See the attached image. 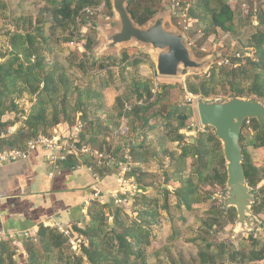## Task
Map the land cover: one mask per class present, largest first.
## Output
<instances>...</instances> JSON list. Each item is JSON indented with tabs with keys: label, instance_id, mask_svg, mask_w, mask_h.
Returning a JSON list of instances; mask_svg holds the SVG:
<instances>
[{
	"label": "trees",
	"instance_id": "1",
	"mask_svg": "<svg viewBox=\"0 0 264 264\" xmlns=\"http://www.w3.org/2000/svg\"><path fill=\"white\" fill-rule=\"evenodd\" d=\"M42 1L38 5L39 15L40 19L46 15L43 19L45 21L34 26L16 25L6 33L9 37L8 48L3 51L0 46V147L24 146L29 138L41 133L51 136L53 132L50 128L61 123L69 128L70 133L74 127L79 126V130L75 131V140L79 146L95 144L104 131H107L104 136H108V133L119 129L125 103L129 102L132 95L121 96L117 111L109 112L99 123L100 127H97V121L89 118V107L94 105V100L101 101V90L91 84L74 82L68 74L74 68L71 57L65 67L57 59L52 64L47 59L48 51L51 57L55 56L51 43L56 32L64 35L78 20L88 23L91 17L86 12L87 8L96 10L104 1L105 7L102 10L113 14L111 1ZM234 1L195 0L192 3L191 21L200 27L205 38L213 34H229L238 40L239 49L228 64L215 63L207 72L193 76L194 80L188 79L187 87L199 96L214 98L255 95L264 101V0H255L256 6L251 8H246L245 2ZM160 4V0H131L129 9L138 22L144 23L160 10ZM0 8H5L3 0H0ZM47 22H50L49 35L45 33ZM252 27L255 31L247 33ZM88 31H93V28L88 26ZM65 40L70 41L71 38ZM97 44L96 39L90 37L85 49L92 51ZM62 49L59 47L58 50ZM133 58L124 52L120 60L122 69L129 66L136 68L130 83L138 99H144L148 104H136L128 114L131 132L128 135L136 133L143 140L133 145L123 140L116 147L118 154L121 148L127 146L137 164L133 168V175L140 185L141 196H135L133 211L129 214L120 205L93 200L88 207L89 221L83 227L74 225L71 230V234H79L82 238L79 249L73 248L71 237L42 224L35 235L37 240L30 237L25 242L26 259L17 258L18 248L11 238L3 239L0 242V264H147V249L157 244L155 226L159 229L162 210L168 213L177 209L193 211L195 204L204 203L210 198V194L202 189L204 184L214 187V195L225 189L228 178L226 160L215 129L199 131L192 142L184 131L186 120L180 118L184 114L182 105L172 104L167 113H163L160 103L165 87L159 97L151 101L154 96V80L139 76L143 59ZM93 59L86 55L79 65L97 71L103 63ZM108 84L105 80L104 85ZM180 90H183V86H180ZM26 96L32 102L29 116L15 131L10 132L9 128L26 114V109L19 102ZM8 113H13L14 117L6 119ZM72 113L75 116L77 113L82 114L81 123L74 121ZM150 131L154 135L160 134L161 139V147L154 152L149 150ZM241 142L245 174L249 184L258 190L254 211L263 215L264 186H259V183L264 180V169H261V162L252 160L249 150L250 147L264 148V126L257 118L245 124ZM107 143L105 140L98 148L91 147L109 150L112 143ZM170 143H176L177 147L171 148L168 145ZM160 154L171 163V171L164 170L165 182L158 186L144 183L145 177L152 173L146 166L157 156L159 161ZM158 165L161 166L162 162H158ZM186 169L190 171L189 176L182 175ZM178 181L180 185L171 190L169 185ZM151 188H157L155 196L150 194ZM161 195L164 196L163 203H159ZM236 216V208L224 209L223 205L213 204L203 216L197 217V227L192 224L181 235L197 248L199 264H264V242L257 235L248 234L247 238L240 239L239 244L234 239L223 240L217 236L225 222L234 221ZM249 240L253 247L246 253L243 248ZM154 252L158 256L166 252L169 258L173 253L165 246L164 249L154 248Z\"/></svg>",
	"mask_w": 264,
	"mask_h": 264
},
{
	"label": "rangeland",
	"instance_id": "2",
	"mask_svg": "<svg viewBox=\"0 0 264 264\" xmlns=\"http://www.w3.org/2000/svg\"><path fill=\"white\" fill-rule=\"evenodd\" d=\"M160 10L165 8V3L171 0H160ZM231 3H234L236 1L229 0ZM241 2H245L247 0H237ZM43 2L42 0H3V4H5V8H0V46L5 51L9 46V37L6 35L7 31L13 29L16 27V25L20 26H28V25H35L39 24L40 22H44L43 20L45 16H42L40 19V6L39 3ZM249 3L251 5L253 4L251 0H249ZM248 3V4H249ZM256 3H254V6H256ZM246 8H249V5L246 4ZM159 10V11H160ZM113 12V11H112ZM90 17L88 19V23H84L82 20H78L76 25L71 27L68 31L64 33V35H61L60 32H56L53 35V41L51 43V50H54V57H51L49 51L48 55L49 58L47 59L49 64H52L55 62V60H59L61 62V66L65 67L67 66L68 58L71 57V59L74 62V68L70 69L68 71L69 76L74 80L75 83H80L82 85H89L93 87H97L101 90V101L94 100V105L89 107L91 111L89 112V118L91 120L97 121V127H100L99 123L102 119L106 118L107 115H109V112H115L118 108V99L121 96H130L129 102H136L138 100H143V104H148V101H144V99H138L136 96V92H134V88H132L130 80L132 79L133 75L136 73V68L134 66H129L127 69L123 70L120 60L121 57L116 56L115 52H110L108 54H105L101 57L98 62L103 63V65L100 67L97 71H90L88 67L83 68L79 65L81 62V59H83L86 55L88 58H94L95 55L92 51H87L85 48L88 39L90 37L96 39V42H100L99 39V33L95 30L92 21L96 20L97 22L105 23L106 16L113 15L108 14L107 11H101L99 13H89ZM40 19V20H39ZM181 22V19L179 17H174V23ZM50 25V22H47L45 25V33L47 35L50 34V31L48 30V26ZM88 26H91L93 28V31H88ZM179 27V26H178ZM180 28V27H179ZM181 29V28H180ZM255 28H249L247 30V33L254 32ZM72 33V34H71ZM188 37H190L195 43V45H190L192 50L196 53V55L202 57L211 53L203 52L200 50V46H207L209 49L213 48L212 46L214 44H218L217 47L219 48V52L222 53V57L228 56L230 59L236 54V51L239 49V43L238 40L235 39L232 35L229 34H222V35H211L207 38L203 36V33L198 27V25L190 20V30L188 33H186ZM75 36H77V41L75 44H72L71 42L74 40ZM73 37V39H72ZM66 38H71L70 41L65 40ZM98 44L95 46V48L98 46ZM189 44V43H188ZM59 47H62L63 49L60 51L58 50ZM74 52V54H73ZM122 54L126 52L131 58L140 57L143 59L142 65V73H141V67L140 71L138 72L139 76L141 78H152L154 80V86L156 83L159 85V91L156 95L153 96L151 101L155 100L159 97L160 92L162 91L163 86L165 87V93L163 94V97L161 99L160 107L163 110V113H167L168 108L173 105H182L185 100V89L180 90V86H183L185 83L187 84L188 79L194 80L193 76L194 74L187 76V77H177V78H158L156 71H155V63L153 60V57L149 51L144 50L140 46L135 45H128L126 47L122 48ZM133 58V59H134ZM219 59V58H218ZM216 60L214 63H211L209 67H213L215 63H217L219 60ZM127 63V62H126ZM125 63V64H126ZM111 71V73L109 72ZM111 74V75H110ZM105 80L109 82L108 85H104ZM154 88V87H153ZM73 100V99H72ZM23 107L26 109L27 112H30V108L32 106V102H30L29 97L26 96L23 99H20L19 101ZM142 105V104H141ZM184 105H182L183 107ZM186 120L185 124L187 126V123L190 121V119H194L197 122H200L199 116L197 113L196 105L193 106L191 109H187L186 112H183ZM25 114V116H26ZM25 116H21L22 118L20 121H18L14 126H17L19 122L25 121ZM72 116L74 118V121H77L78 123H81V120L83 119L81 113H77L76 116L74 113H72ZM13 113H8L5 118L10 119L13 118ZM182 119V118H181ZM129 122V118L127 119ZM24 123V122H23ZM23 123L19 124L17 128L22 125ZM121 123H122V117H121ZM120 123V125H121ZM105 125V124H103ZM129 125V123H128ZM201 125V123H200ZM250 125V124H249ZM14 126H11L10 128L13 129ZM79 127V126H77ZM130 127V125H129ZM162 128V126H160ZM9 128V129H10ZM16 128V129H17ZM159 128V129H161ZM212 130V127L202 128L199 131H204L209 129ZM58 130V126L51 127L50 131L56 133ZM73 132L76 131V128L74 127ZM115 130L113 132L108 133V136H104L107 131L103 132L101 136H98L96 139L95 144L88 143V145H92L95 148H98L100 145H102L105 140L108 144H111L114 140V136L116 135ZM185 133L190 137V140L192 141V136H197L198 132L191 133L188 131L187 127L184 129ZM131 133V132H130ZM46 134V133H41ZM76 134V132H75ZM160 134L154 135L150 131L149 137H148V143L150 144L149 150L150 152H154L155 150H158V148L161 147L160 145ZM134 138L138 140V142H141L143 140L142 136L135 134L127 135V136H121L118 138V142H122L123 140L126 142H130L129 138ZM195 140V139H194ZM171 146V148L177 147L176 143H170L168 144ZM167 146V145H166ZM251 152V158L252 160L261 162L262 166L261 169H264V148L256 149L253 147H250ZM119 154V153H118ZM162 162V165L159 166L158 162ZM136 166V165H135ZM146 168L148 170H151L152 173L148 177H145L144 183H151L154 186L161 185L165 182L166 175L164 174V170L168 169V171H171V163L169 159L165 158L162 154L159 155V161L158 156L156 159H153ZM134 170V169H133ZM133 171L130 173L133 175ZM136 174V172H135ZM183 176H189L190 171L189 169H186L183 174ZM135 177V175H133ZM136 176H138L136 174ZM138 178V177H137ZM136 179V177H135ZM138 182V181H137ZM141 184V183H140ZM180 185V181L174 182L173 184L169 185V188L171 190H174L175 187ZM264 186V180L259 183V186ZM161 189H164L162 187ZM203 190H206L207 194H210V198L204 202V203H198L194 205V210L189 211H183V210H172V212L162 210L161 211V218H160V225L159 229L155 226V230L157 232V244H155V247L152 245L147 249V264H199V260L197 258V248L194 244L189 243L185 241L183 237H181L182 234L186 232V230H189V227L192 224H195V227H197L199 224L195 223L197 217L203 216L205 212L211 208L213 204L215 206L222 205V201L220 199V195L223 194L224 190H221L217 193V195H214L212 192L214 187L210 184H204L202 186ZM152 196H155L157 193V188H151L150 191ZM139 196H141L140 192L137 193ZM138 196V197H139ZM135 196L132 199L131 204L129 205H120L126 209V211L131 214L133 211ZM164 196H160L159 203H163ZM134 205V206H133ZM184 216L185 218H181ZM264 220V214L259 215ZM234 221L232 222H225L224 227L218 230L217 236L220 239L228 240V239H234L236 244H239L240 239L247 238L248 234H254L259 237L261 241L264 242V232L260 231L258 234L256 232L248 233L246 231H241L235 236H233L235 226ZM38 243V242H36ZM164 246L169 248L171 250L172 255L170 258L166 256V252H163L161 255H157L154 252V248H160L164 249ZM253 247V243L251 240L247 242V244L244 246V251L246 253H249Z\"/></svg>",
	"mask_w": 264,
	"mask_h": 264
},
{
	"label": "water",
	"instance_id": "3",
	"mask_svg": "<svg viewBox=\"0 0 264 264\" xmlns=\"http://www.w3.org/2000/svg\"><path fill=\"white\" fill-rule=\"evenodd\" d=\"M112 21H92L99 33L100 42L92 52L94 60L110 52L122 58V48L128 45L140 46L149 51L155 63V71L161 78L187 77L207 72L211 63L222 57L221 52L198 56L188 44L186 32L174 23L180 16L173 1L165 3L144 23L138 22L129 9L131 0H110ZM17 30H15L16 32ZM197 113L204 128L215 129L223 145L228 178L220 199L224 209L234 207L237 216L233 236L241 231L248 233L264 232V220L256 214L254 206L258 200V190L248 182L244 169L241 134L247 122L257 118L264 126V101L254 96L205 97L197 99ZM188 107L184 105L182 111ZM29 116L27 112L25 118ZM180 118H185L184 115ZM19 122V124L23 123ZM17 125V126H18ZM17 126L13 127V131ZM192 136V142L194 141ZM76 246L74 249L76 250Z\"/></svg>",
	"mask_w": 264,
	"mask_h": 264
},
{
	"label": "crops",
	"instance_id": "4",
	"mask_svg": "<svg viewBox=\"0 0 264 264\" xmlns=\"http://www.w3.org/2000/svg\"><path fill=\"white\" fill-rule=\"evenodd\" d=\"M254 1L251 0L252 5L249 0L245 4L251 8ZM110 17L107 22L112 21V15ZM60 131L70 133L63 123L58 125L57 132ZM71 133L75 134L73 130ZM129 141L131 145L139 143L133 137ZM127 148H121L118 155L122 157ZM87 163L84 160L80 168H73L72 164L53 167L48 162L47 152L42 149L32 151L26 159L0 163V233L12 235L19 260L27 258L25 242L29 236L36 238L40 225L56 223L71 232L74 225L83 227L89 221L88 207L93 201L95 181ZM118 179V168L102 172L100 187L103 192L119 189ZM105 202L114 205L111 197L106 196ZM77 236L79 234L72 233V237Z\"/></svg>",
	"mask_w": 264,
	"mask_h": 264
},
{
	"label": "built area",
	"instance_id": "5",
	"mask_svg": "<svg viewBox=\"0 0 264 264\" xmlns=\"http://www.w3.org/2000/svg\"><path fill=\"white\" fill-rule=\"evenodd\" d=\"M174 4H176L177 11L181 13L180 16H177L181 19V22L175 23L179 26L184 32L188 33L190 30V9L192 7V3L195 0H172ZM105 1L99 8L96 10L102 11L105 7ZM92 8H87V13H94L96 11ZM110 15L106 16L105 20H110ZM77 41V36H75L74 40L71 42L75 44ZM189 45H195L194 41L188 37ZM218 44H214L213 48H208L207 46H200V50L207 53H216L219 52ZM239 56V54H237ZM217 64H228L230 62V58L228 56L221 57L218 59ZM159 78V77H158ZM185 89V100L182 105H186L188 109L193 108L194 105L197 104V99L199 95H196L188 90L187 84L183 85ZM159 91L158 83L155 84L153 88V94L156 95ZM136 104H143V100H138L134 103L126 102L124 107V114L122 116V123L114 136V140L112 142V146L109 150H99L91 147L88 144H84L79 146L77 144V140H75L74 133H65V132H56L53 135L49 136L46 134H40L38 136L29 138L26 141L24 146H16V147H0V163L6 162H14L18 160H23L28 158L30 153L36 149H42L47 152L48 162L54 167L59 165H69L72 164L73 168L82 167L84 160L88 163L85 164L87 169L91 172L94 177V185L93 189V200H98L101 203L105 202V197H111L114 201L115 205H129L132 202L134 196L140 191V185L135 180V177L130 173L133 171L135 166L134 159L130 153L129 148H127L125 154L121 157L116 154V147L118 146V138L124 135H128L130 132V127L128 125V114H130ZM187 129L191 133L197 132L202 128L200 122L195 121L194 119H190L187 123ZM76 130H79V127H75ZM10 132H13L12 129H9ZM118 168L119 169V189L115 190H107V192H103L100 184L102 183V172H105L107 169ZM47 226H51L53 228H57L64 235L71 237L74 245L77 249L80 248V244L82 243V238L80 236L72 237L71 232L63 228L62 226L56 223H50ZM25 236H29L28 233H25ZM12 235H8L5 232L0 233V242L3 239L11 238ZM29 236L28 238H30ZM34 240H37L34 238Z\"/></svg>",
	"mask_w": 264,
	"mask_h": 264
}]
</instances>
